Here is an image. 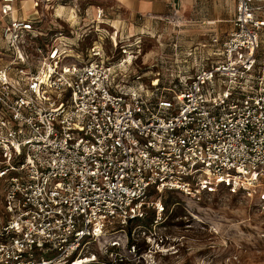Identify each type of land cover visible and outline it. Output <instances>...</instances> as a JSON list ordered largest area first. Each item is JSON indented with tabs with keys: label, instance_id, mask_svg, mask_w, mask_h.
Segmentation results:
<instances>
[{
	"label": "built area",
	"instance_id": "1",
	"mask_svg": "<svg viewBox=\"0 0 264 264\" xmlns=\"http://www.w3.org/2000/svg\"><path fill=\"white\" fill-rule=\"evenodd\" d=\"M30 2L37 17H20ZM62 2L0 0V264L93 263L92 243L148 209L163 215L155 193L264 188V0H235L233 30L212 40L221 48L179 89L144 94L124 90L133 59L111 62L101 48L105 10L64 5L99 36L85 54L82 23L72 39L45 28Z\"/></svg>",
	"mask_w": 264,
	"mask_h": 264
},
{
	"label": "rangeland",
	"instance_id": "2",
	"mask_svg": "<svg viewBox=\"0 0 264 264\" xmlns=\"http://www.w3.org/2000/svg\"><path fill=\"white\" fill-rule=\"evenodd\" d=\"M178 4L182 16L125 20L119 32L111 27L103 32L107 40L101 48L111 62L133 59L122 74L126 92L179 89L177 84L189 80L202 56L221 48L213 46L214 36L223 43L233 30L235 0H178ZM83 21L84 39L76 54L100 47L93 26ZM260 55L264 56V47ZM2 198L0 184V214ZM158 199L165 208L162 216L148 209L145 219L123 233L92 243L83 256L97 259L88 264H264V188L253 197L223 187L197 199L180 192L155 193L153 200ZM118 239L120 249L105 253Z\"/></svg>",
	"mask_w": 264,
	"mask_h": 264
},
{
	"label": "crops",
	"instance_id": "3",
	"mask_svg": "<svg viewBox=\"0 0 264 264\" xmlns=\"http://www.w3.org/2000/svg\"><path fill=\"white\" fill-rule=\"evenodd\" d=\"M71 0H65L63 4H54L55 11L51 12V16L45 24L46 29H54L56 32H62L68 39L74 38L72 28H77L81 21L76 19V14L65 7V3ZM79 8L86 10L90 8V13L101 8L106 13V24L116 31L122 29L123 21L128 20L135 22L141 19H150L152 21L169 18L170 16H182L181 5L178 0H78ZM20 17L32 18L37 17V9L33 3H25L18 5ZM235 17V14H234ZM233 17V19H234ZM88 21V20H87ZM83 24V23H82ZM217 36H214L216 38ZM2 21L0 18V53H2ZM203 57V56H202ZM207 57V56H206ZM4 62L1 63V65Z\"/></svg>",
	"mask_w": 264,
	"mask_h": 264
},
{
	"label": "bare ground",
	"instance_id": "4",
	"mask_svg": "<svg viewBox=\"0 0 264 264\" xmlns=\"http://www.w3.org/2000/svg\"><path fill=\"white\" fill-rule=\"evenodd\" d=\"M91 261H92V260H90V261H89V260L84 261L83 264L89 263V262H91Z\"/></svg>",
	"mask_w": 264,
	"mask_h": 264
},
{
	"label": "snow or ice",
	"instance_id": "5",
	"mask_svg": "<svg viewBox=\"0 0 264 264\" xmlns=\"http://www.w3.org/2000/svg\"><path fill=\"white\" fill-rule=\"evenodd\" d=\"M65 71H67V69H65Z\"/></svg>",
	"mask_w": 264,
	"mask_h": 264
}]
</instances>
